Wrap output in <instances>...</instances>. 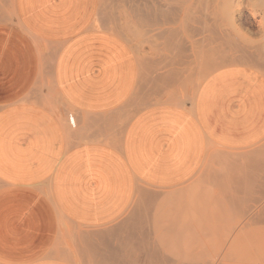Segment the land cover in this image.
Segmentation results:
<instances>
[{
    "label": "crops",
    "instance_id": "obj_1",
    "mask_svg": "<svg viewBox=\"0 0 264 264\" xmlns=\"http://www.w3.org/2000/svg\"><path fill=\"white\" fill-rule=\"evenodd\" d=\"M14 5V24L0 15V264H128L103 227L134 225L141 189L183 186L210 156L264 140V77L227 67L191 102L132 112L139 61L94 26L100 0ZM40 46L57 51L51 77Z\"/></svg>",
    "mask_w": 264,
    "mask_h": 264
},
{
    "label": "rangeland",
    "instance_id": "obj_2",
    "mask_svg": "<svg viewBox=\"0 0 264 264\" xmlns=\"http://www.w3.org/2000/svg\"><path fill=\"white\" fill-rule=\"evenodd\" d=\"M152 1L100 0L95 21L97 29L118 35L136 53L141 80L129 105L132 112L173 99L191 102L207 77L227 67L262 77L263 66L255 67L244 60L245 53L249 57H264V16L261 10L253 12V0H236L242 5L233 14L234 25L226 15H219L220 20L218 15L211 16L212 23L206 28L208 34L203 31L205 27L185 31L182 16L178 19L174 12L156 16V20L150 14ZM13 3L14 0H0V15L12 24L17 21ZM245 3L250 4L246 7ZM194 18L190 24L194 23ZM214 19L218 21L216 24ZM212 24L220 26L219 31L212 28ZM194 31L199 35L197 38ZM203 35L211 40V43L206 40L209 45L198 40L205 41ZM258 49L262 57L254 54ZM56 55L57 51L51 48L43 52L44 77H51L49 69ZM259 61L264 65V58ZM41 89L51 90L52 87L45 82ZM69 114L74 113L70 111ZM219 153L220 156H210L199 175L183 186L146 188L161 198L148 203L139 194L123 219V224L134 220V225L124 226L119 221L103 227L105 232L126 239L123 246L119 242L114 246L131 255L124 259L128 264H264V216L251 219L248 215L264 207V202L261 203L264 198L261 189L264 188V140L249 149ZM233 222L235 224H230ZM91 232L99 231L93 229Z\"/></svg>",
    "mask_w": 264,
    "mask_h": 264
},
{
    "label": "bare ground",
    "instance_id": "obj_3",
    "mask_svg": "<svg viewBox=\"0 0 264 264\" xmlns=\"http://www.w3.org/2000/svg\"><path fill=\"white\" fill-rule=\"evenodd\" d=\"M140 1H142V0H140ZM144 1H146V0H144ZM252 1V0H251ZM153 2V4H152V8H151V13L150 14H152L153 16H155V18H156V16H159V15H163V14H166L167 12L169 13V12H174V14H176L177 16H178V19H179V16H182V18L183 19H181V20H183L182 22H183V24H182V27H183V29H185V31H187V30H190L191 29V31H192V29H199V30H203L204 29V27H205V30H203L204 32H206V30H209V29H206L208 26L210 27V25H211V23H212V18H211V16L213 17V18H215L214 17V15L216 16V15H218V17H219V15L221 16V14L223 15V16H227L228 17V19H230V22L232 23V25H234V23L233 22H235V20L233 19V18H235L234 16H233V14H235V10L237 9V7L238 8H241V7H239V6H241L242 4V2L241 1H239L238 3L236 2V0H153L152 1ZM250 3H248V5H249ZM252 5H251V7H252V9H253V12H256L257 10H261V12L263 13L262 15L264 16V0H253V3H251ZM245 5H246V3H245ZM248 5H246V7L248 6ZM138 6V5H137ZM146 6V5H145ZM150 6V5H149ZM176 6V7H175ZM250 7V6H249ZM16 7H15V5H14V11L16 10L15 9ZM244 9V8H243ZM242 10V9H241ZM251 10V9H250ZM149 12V11H148ZM15 13H16V11H15ZM146 13V12H145ZM238 13V12H237ZM241 13V12H240ZM17 14V13H16ZM140 14V13H139ZM255 14V16H257V14L256 13H254ZM197 15V16H196ZM258 15H259V12H258ZM176 16V17H177ZM225 16V17H226ZM239 16H240V14H239ZM260 16H261V13H260ZM262 16V17H263ZM193 17H195L194 19H193V21H194V23L193 24H190V23H192V22H190L191 21V18H193ZM222 17V16H221ZM152 18V17H151ZM159 18V17H158ZM162 18V17H161ZM264 18V17H263ZM153 19V18H152ZM185 19V20H184ZM222 19V18H221ZM150 20V19H149ZM156 20H157V18H156ZM219 20H220V17H219ZM234 20V21H233ZM237 20V19H236ZM154 21V20H153ZM160 21V20H159ZM216 21V22H215ZM165 22V21H164ZM167 22V21H166ZM211 22V23H210ZM213 22H215V24L218 22L217 21V19H214L213 20ZM221 22H223V21H221ZM224 22H226V21H224ZM230 22H228L227 24H230ZM245 22V21H244ZM210 23V24H209ZM263 23H264V21H263ZM222 24V23H221ZM225 24V23H224ZM220 25V24H219ZM218 25V26H219ZM226 25V24H225ZM243 25V24H242ZM261 25V24H260ZM95 26V25H94ZM212 28H217V25H216V27H214V24H212ZM222 26V25H221ZM224 26V25H223ZM262 27H261V29H263V24L261 25ZM220 27V26H219ZM218 27V28H219ZM217 28V29H218ZM224 28V27H223ZM216 29V30H217ZM221 30H222V27H221ZM249 30H251V29H249ZM264 30V29H263ZM262 30V31H263ZM196 31V30H195ZM194 31V34L196 33ZM218 31H219V29H218ZM260 32H258L259 34H260V36H262L261 35V30H259ZM204 32H198L199 34H204ZM216 32V31H215ZM187 33V32H186ZM193 33V32H192ZM207 34L209 33V31H207L206 32ZM218 33V32H217ZM216 33V34H217ZM249 34V33H248ZM251 34V33H250ZM263 35H264V32L262 33ZM192 35V34H191ZM213 35V34H212ZM229 35V34H228ZM253 35H254V32H253ZM258 35V34H257ZM195 36V38H197L198 36H196V34L194 35ZM211 36V35H210ZM255 36V35H254ZM200 37H202V36H200ZM208 37H209V35H208ZM233 37V36H232ZM231 37V38H232ZM192 38V37H191ZM205 38H207V37H204V35H203V39L205 40V41H203L202 39H198L199 41H202L203 42V44H204V42L206 43V40L207 39H205ZM210 38V37H209ZM227 38V37H226ZM262 38H264V36L262 37ZM214 40L216 39V38H213ZM190 40V39H189ZM213 40V41H214ZM264 40V39H263ZM197 41V40H196ZM207 41H209V39L207 40ZM212 41V42H213ZM260 41V40H259ZM210 43H211V40L209 41ZM257 42H258V40L256 41V43L255 44H257ZM189 43V42H188ZM231 43V42H230ZM262 43V42H261ZM190 44V43H189ZM193 44H196V43H193ZM192 44V45H193ZM202 44V45H203ZM207 45H209L208 43H206ZM236 44V43H235ZM188 45V44H187ZM261 45H263V44H261ZM199 46V45H198ZM225 46H226V44H225ZM233 46V45H232ZM240 46V45H239ZM260 46V45H259ZM259 46L257 47V48H259ZM187 47V46H186ZM190 47V46H189ZM193 47H194V45H193ZM200 48V47H199ZM230 48V47H229ZM250 48V47H249ZM254 48H256V47H254ZM40 50H42V52H44L45 50H47V47H45L44 48V46L42 47V46H40ZM203 50H204V48H203ZM260 51H259V49L257 50V52L255 51L254 52V54L255 53H257V54H259L261 57H262V55H261V52L259 53ZM202 53V52H201ZM250 54V53H249ZM251 55V54H250ZM263 55H264V53H263ZM217 56V55H216ZM259 56V57H260ZM185 58H187V57H185ZM208 58V57H207ZM264 58V57H263ZM262 58V59H263ZM199 59V58H198ZM262 59H259L258 57H253V55H251L250 57H249V55L247 54L246 55V53H245V61H246V63H248L249 62V64H251V65H254L255 67H262L263 66V68H264V65H261V63L262 62H260L259 60H262ZM187 60V59H186ZM200 60V59H199ZM255 75V74H254ZM258 77H261V76H258ZM262 77H264V74L262 73ZM168 96V95H167ZM62 97V96H61ZM165 98H167V97H165ZM168 99V98H167ZM166 99V100H167ZM164 100V99H163ZM165 101V100H164ZM163 101V102H164ZM172 102H174V103H176V104H183V103H185L186 101L185 100H179L178 101V99L177 100H174L173 99V101ZM52 108V107H51ZM53 110V109H52ZM55 110V109H54ZM54 112V111H53ZM59 112V111H58ZM58 112H56L57 114H58ZM132 118V117H131ZM262 150V149H261ZM256 152V151H255ZM259 152H261V151H259ZM262 156H264V155H262ZM262 167V166H261ZM259 168V167H258ZM253 175V174H252ZM249 176V175H248ZM244 177V176H243ZM247 176H245V178H246ZM242 180H243V178H242ZM248 180V179H247ZM239 181V180H238ZM249 181V180H248ZM252 181V180H251ZM260 181V180H259ZM262 181V180H261ZM264 182V181H263ZM263 182H262V185H263ZM241 182L239 181L238 182V184H240ZM245 184V183H244ZM259 189V188H258ZM261 189H262V191L264 190V188L263 187H261ZM173 193H176V192H173ZM179 193H180V191H179ZM263 193H264V191H263ZM139 194L144 198V199H146V200H148V201H154V200H157L158 198L160 199L161 197L159 196V195H156L157 193H154V192H152V191H146V190H142V191H140L139 192ZM178 194V193H177ZM167 195H169V194H167ZM175 195V194H174ZM173 195V197H175ZM179 195V194H178ZM177 196V195H176ZM180 196V195H179ZM169 198H171V196L169 197ZM173 198H171V200H172ZM262 202H264V198L261 200V203ZM259 203H260V201H259ZM253 207H255V206H253ZM261 207H263L262 205L260 206V208ZM251 210V209H250ZM248 212L247 213H249V210H247ZM256 211H258V210H256ZM163 213V212H162ZM247 213H246V215H247ZM249 216H251L250 218L251 219H253V218H255V217H260V216H264V207L261 209V210H259L257 213L256 212H254V214L253 213H249L248 214ZM252 216H254V217H252ZM91 237V236H90ZM111 255V254H110ZM116 255V254H115ZM114 256V255H113ZM113 258V257H112ZM116 258V257H115Z\"/></svg>",
    "mask_w": 264,
    "mask_h": 264
},
{
    "label": "built area",
    "instance_id": "obj_4",
    "mask_svg": "<svg viewBox=\"0 0 264 264\" xmlns=\"http://www.w3.org/2000/svg\"><path fill=\"white\" fill-rule=\"evenodd\" d=\"M72 125L74 126V123L72 122Z\"/></svg>",
    "mask_w": 264,
    "mask_h": 264
}]
</instances>
